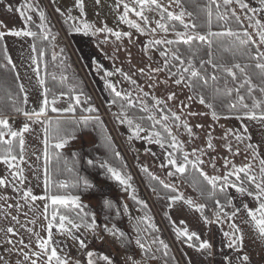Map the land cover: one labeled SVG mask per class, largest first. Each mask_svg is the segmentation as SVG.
Listing matches in <instances>:
<instances>
[{
	"label": "rangeland",
	"instance_id": "374dc122",
	"mask_svg": "<svg viewBox=\"0 0 264 264\" xmlns=\"http://www.w3.org/2000/svg\"><path fill=\"white\" fill-rule=\"evenodd\" d=\"M156 7L168 20H179L183 31L167 29ZM221 10L240 21L264 61V3L222 0ZM188 24V16L173 0H0L2 54L11 66L20 64L15 73L26 94L20 111L0 120L4 141L14 135L20 138V158L0 159V264H158L161 261L147 235L154 227L162 232L164 243L180 264H264L262 205L228 184L229 197L234 199L238 191V209L230 197L225 207L212 210L206 219L197 196L177 177L185 167L177 156L180 152L207 180L245 176L264 197V186L259 183L264 173V117H213L181 77L173 79L164 71L163 47L199 38ZM34 34L47 43L45 55L50 53L58 65L71 62L74 71L59 79L72 89L79 88L72 101L64 94L48 101L49 111L62 115L87 113L91 108L100 114L123 159L117 164L104 157L103 165L113 167L123 185L93 173L88 194L46 198L45 120L30 119L27 129L16 130L19 117L44 112L42 80L36 72L26 71L33 66L37 70ZM81 82L94 100L92 107L80 93ZM125 104L147 112L154 123L168 130L170 141L155 140L144 124L133 121ZM94 145L93 134H78L55 144L72 152ZM139 171L155 176L178 197L167 205L146 188ZM132 178L137 186L131 185ZM131 199L149 214L135 209ZM106 200L113 202L115 213L104 205L100 209ZM56 205L74 207L77 219L59 215ZM163 212L176 234L195 239L199 246L174 241ZM211 228L214 249L208 259ZM122 234L134 245L128 252L118 241ZM142 244L144 250L148 244L152 258H146Z\"/></svg>",
	"mask_w": 264,
	"mask_h": 264
},
{
	"label": "trees",
	"instance_id": "16d2710c",
	"mask_svg": "<svg viewBox=\"0 0 264 264\" xmlns=\"http://www.w3.org/2000/svg\"><path fill=\"white\" fill-rule=\"evenodd\" d=\"M173 1L188 16L190 20L188 28L199 38L171 42L168 48L163 47L164 54L167 56L164 59L165 73L173 79L181 77L189 87L194 99L201 102L213 117H264V61L256 47L248 39L240 21L234 15L222 12V0ZM258 1L264 3V0ZM156 10L167 29L183 31V24L179 20L170 21L167 19L166 13L159 7H156ZM227 12H229L228 9ZM48 23L50 24V20ZM31 38L36 61V74L42 80L45 100L44 112L40 115L45 120L46 198L88 194L93 173L106 175L112 178L115 184L123 185L121 177L114 172L115 169L103 165L104 157L109 162L117 164L123 162V159L118 155L107 127L98 117L100 114H96L91 108L87 113H78L77 111L62 115L49 111L48 101L55 100L60 94L67 95L72 101V94L77 93L76 90L79 88L75 85L72 89L59 79L74 71L71 62L65 60L64 65H58L59 61L53 60L50 53L45 55L47 43L39 41L37 34ZM1 42L2 38L0 37V120H3L5 117L15 116L16 112L20 111L26 94L24 95L22 92L25 87L19 85L14 68L8 63L5 54H2ZM159 49H161L160 45ZM81 89L80 93L87 105L92 107L94 100L83 82H81ZM125 105L127 110L132 113L133 121L144 124L146 131L155 140H160V143L170 141L168 130L164 126L154 123L147 112L136 105ZM163 110L168 114L164 108ZM78 134H93L95 145L76 152L60 150L55 146L56 143H62L68 138L78 136ZM19 141L20 138L16 135L7 141L0 137V159L13 156L20 158ZM177 156L185 162L184 171L177 177L197 196L200 202V213L204 218L208 219L212 210L225 207L229 203L228 184L243 190L264 208L263 195L253 181L247 177L242 176V179L228 177L225 181H209L195 166L186 162L180 152L177 153ZM125 173L126 176H131L129 169ZM139 173L146 183V188L148 185V190L151 193L156 192L167 205L170 204L171 199L178 197L173 189L164 186L155 176L146 171H139ZM259 183L264 186V173L261 175ZM131 185L137 186L133 178ZM131 202L135 209L145 210L149 214L150 211L140 203L133 199ZM112 203L111 201L102 202L100 209L104 205L113 212L114 205ZM51 207L49 206L48 210ZM55 208L59 215L73 220L77 219L75 218L77 210L74 207L56 205ZM161 215L165 227L174 241L179 240L192 247L199 246L195 239H187L176 234L173 225L166 217V212ZM147 235L151 237L152 245L150 247L163 264H180L171 247L164 243L162 232L158 228H152ZM118 241L125 252L134 246L126 234H122ZM142 247L144 250V244ZM144 252L146 258L153 257L148 244Z\"/></svg>",
	"mask_w": 264,
	"mask_h": 264
},
{
	"label": "crops",
	"instance_id": "0c3cea01",
	"mask_svg": "<svg viewBox=\"0 0 264 264\" xmlns=\"http://www.w3.org/2000/svg\"><path fill=\"white\" fill-rule=\"evenodd\" d=\"M9 42H11V44L12 45H14V43L12 42V41H9ZM26 48L28 47V45H26L25 46ZM29 55H30V53L28 52V57H29ZM12 64V66H13V68H14V70L16 71V69H17V67L18 66H20V64H18V63H11ZM28 70H26V71H32V73H34V72H36L35 71V68H34V66L32 67V68H30V67H28L27 68ZM30 69V70H29ZM34 69V70H33ZM30 101V100H29ZM31 102V101H30ZM30 119L31 120H33V119H36V120H44V117L43 116H41L40 114H34L33 116H30L29 117V123H30ZM238 192V191H237ZM236 192V194L234 195L235 197H234V199H233V197H231V194H230V197H231V202H232V206L235 208V209H238V193ZM242 196V195H241ZM237 212H238V210H236ZM213 229L214 228H211L210 229V233H209V241H208V244H207V249H206V255H205V257H208V259H210L211 257H212V249H214V242H213V240H214V238H213ZM219 232H220V230H219ZM220 234H221V232H220ZM187 245V244H186ZM223 245L225 246V248H226V241H225V239L223 238ZM226 250V249H225ZM231 250L232 251H234V252H238V248L237 249H233V247H231ZM179 253L181 254V250L179 251ZM181 257H182V254H181ZM182 260H183V258H182ZM184 261V260H183ZM185 263V262H184Z\"/></svg>",
	"mask_w": 264,
	"mask_h": 264
},
{
	"label": "built area",
	"instance_id": "2783aa9c",
	"mask_svg": "<svg viewBox=\"0 0 264 264\" xmlns=\"http://www.w3.org/2000/svg\"><path fill=\"white\" fill-rule=\"evenodd\" d=\"M29 126H30L29 117H19L18 118V125L16 127V130H17L18 133L24 131ZM226 210L229 211L228 208H226ZM158 264H162V263L161 262H158Z\"/></svg>",
	"mask_w": 264,
	"mask_h": 264
}]
</instances>
